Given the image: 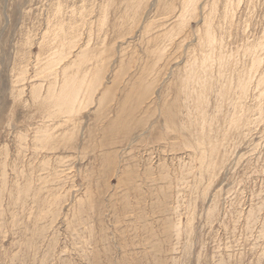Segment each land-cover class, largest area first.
Segmentation results:
<instances>
[{"label": "rangeland", "instance_id": "rangeland-1", "mask_svg": "<svg viewBox=\"0 0 264 264\" xmlns=\"http://www.w3.org/2000/svg\"><path fill=\"white\" fill-rule=\"evenodd\" d=\"M141 1L0 0V264H264V0ZM78 64L94 100L57 109Z\"/></svg>", "mask_w": 264, "mask_h": 264}, {"label": "bare ground", "instance_id": "bare-ground-1", "mask_svg": "<svg viewBox=\"0 0 264 264\" xmlns=\"http://www.w3.org/2000/svg\"><path fill=\"white\" fill-rule=\"evenodd\" d=\"M140 1H141V0H140ZM161 1H163V0H161ZM161 1H159V3H160ZM182 1H183V0H182ZM194 1H195V0H186V2H185V0H184L186 7H188V10H189V7H192V5H193V7H194L195 9H198V6H197V4L194 3ZM206 1H207V0H206ZM208 1H209V0H208ZM222 1H223V0H222ZM232 1H233V0H232ZM245 1H246V0H245ZM250 1H251V0H250ZM255 1H256V0H255ZM123 2H124V0H123ZM141 2H142V1H141ZM141 2H139V3H141ZM147 2H148V0H147ZM151 2H152V1H151ZM166 2H167V1H166ZM213 2H214V0H213ZM213 2H211V3H213ZM215 2H216V1H215ZM225 2H226V1H225ZM234 2H235V1H234ZM234 2H233V3H234ZM236 2H237V1H236ZM256 2H257V1H256ZM162 3H163V2H162ZM207 3H208V2H207ZM209 3H210V2H209ZM209 3H208V4H209ZM211 3H210V5H212ZM233 3L231 2V4H233ZM237 3H238V2H237ZM237 3H236V4H237ZM249 3H250V2H249ZM105 4H106V3H105ZM160 4H161V3H160ZM160 4H159V5H160ZM168 4H169V3H168ZM173 4H174V2H173ZM183 4H184V3H183ZM205 4H206V3H205ZM217 4H219V3H216L215 5L217 6ZM222 4H223V3H222ZM238 4H239V3H238ZM238 4H237V6H238ZM241 4H243V2H241ZM99 5H100V4H99ZM121 5H122V4H121ZM138 5H140V4H138ZM141 5H142V3H141ZM170 5H171V4H170ZM174 5H175V4H174ZM180 5H181V7H182V4H180ZM185 5H184V6H185ZM215 5H213V6H215ZM226 5L229 6L230 4H227V3H226ZM226 5H225V6H226ZM233 5H234V4H233ZM239 5H240V4H239ZM248 5H249V4H248ZM253 5H254V4H253ZM257 5H258V4H257ZM103 6H104V5H103ZM135 6H136V5H135ZM160 6H161V5H160ZM165 6H166V5H165ZM204 6L208 8V5H207V4L204 5ZM234 6H235V8H236V5H234ZM234 6H233V7H234ZM254 6H255V5H254ZM259 6H260V4H259ZM105 7H106V6H105ZM145 7H146V6H145ZM166 7H168V5H167ZM170 7H171V6H170ZM181 7H180V8H181ZM233 7H232V10H234ZM239 7H240V6H239ZM246 7H247V6H246ZM139 8H140V7H139ZM139 8H138V12H139ZM173 8H176V7L174 6ZM183 8H184V7H183ZM194 8H193V9H194ZM209 8H210V7H209ZM213 8H215V7H213ZM227 8H228V7H227ZM257 8H259V7L257 6ZM114 9H115V8H114ZM114 9H113V10H114ZM140 9H141V8H140ZM148 9H149V8H148ZM161 9H162V8H161ZM164 9H165V8H164ZM201 9H202V6H201ZM203 9H204V8H203ZM211 9H212V8H211ZM230 9H231V8H230ZM249 9H251L252 11L254 10V8L252 9V8H250V6H249ZM255 9H256V8H255ZM62 10H63V9H62ZM109 10H110V9H109ZM118 10H119V8H118ZM176 10H177V9H176ZM190 10H192V8H190ZM214 10H215V9H214ZM214 10H213V12H215ZM226 10H227V9H226ZM244 10H245V9H244ZM247 10H248V8H247ZM256 10H257V9H256ZM116 11H117V9H116ZM116 11H115V12H116ZM125 11L128 12V10H125ZM143 11H144V8H143ZM172 11H173V10H172ZM172 11H171V12H172ZM180 11H181V10H180ZM182 11H183V10H182ZM206 11H208V10H206ZM216 11H217V10H216ZM235 11H237V10L235 9ZM249 11H250V10H249ZM97 12H98V11H97ZM113 12H114V11H113ZM192 12H193V11H192ZM192 12H191V13H192ZM221 12H222V11H221ZM226 12H227V11H226ZM238 12H239V11H238ZM242 12H244V11L242 10ZM245 12H246V11H245ZM253 12H254V11H253ZM117 13H118V12H117ZM135 13H136V11H135ZM164 13H165V12H164ZM184 13H185V12H184ZM187 13H188V12L186 11V14H187ZM203 13H206V14H207V12H205V10L203 11ZM211 13H212V12H211ZM228 13H229V12H228ZM231 13H232V12H231ZM251 13H252V12H251ZM123 14H124V13H123ZM133 14H134V12H133ZM160 14H161V13H160ZM192 14L195 15L196 13H195V14L192 13ZM214 14H215V13H214ZM219 14H220V13H219ZM224 14H225V13H224ZM239 14H240V13H239ZM248 14H249V13H248ZM119 15H120V14H119ZM121 15H122V14H121ZM124 15H125V14H124ZM138 15H139V14H138ZM161 15H162V14H161ZM165 15H166V14H165ZM181 15H182V14H181ZM188 15H189V13H188L187 15H185V16H188ZM209 15H210V13H209ZM215 15H216V14H215ZM215 15H214V16H215ZM249 15H250V14H249ZM80 16H81V15H80ZM94 16H95V15H94ZM126 16H127V13H126ZM126 16H125V17H126ZM139 16H140V15H139ZM139 16H138V17H139ZM169 16H170V15H169ZM178 16H179V15H178ZM203 16H204V15H202V17H203ZM216 16H217V15H216ZM224 16H225V15H224ZM228 16H230V14H229ZM250 16L252 17L253 14L250 15ZM84 17H86V16H84ZM100 17H101V15H100ZM103 17H104V16H103ZM190 17H191V15H190ZM208 17L210 18V16H208ZM211 17H212V16H211ZM220 17H221V16H220ZM220 17H219V18H220ZM225 17H227V14H226ZM248 17H249V16H248ZM248 17H247V18H248ZM251 17H250V18H251ZM116 18H118V17H116ZM160 18H161V17H160ZM163 18H164V14H163ZM181 18H182V17H181ZM196 18H197V17H196ZM205 18H206V17H205ZM209 18H208V19H209ZM213 18H214V17H213ZM98 19H100V18H98ZM170 19H171V18H170ZM170 19H169V20H170ZM174 19H175V18H174ZM185 19H186V18H185ZM235 19H236V18H235ZM235 19H234V20H235ZM245 19H246V18H245ZM96 20H97V19H96ZM137 20H138V19H137ZM183 20H184V19H183ZM187 20H188V19H187ZM203 20H204V17H203ZM219 20H220V19H219ZM219 20H218V21H219ZM221 20H222V19H221ZM251 20H252V19H251ZM119 21H120V20H119ZM143 21H144V20H143ZM164 21H165V20H164ZM167 21H168V20H167ZM172 21H173V22H172ZM177 21H179V20H177ZM212 21H214V20H212ZM237 21H238V20H237ZM243 21H245V20H243ZM51 22H52V21H51ZM82 22H84V21L82 20ZM85 22H86V21H85ZM99 22H100V21H98L97 23H99ZM104 22H105V21H104ZM150 22H151V21H150ZM171 22H172V23H171ZM180 22H181V20H180ZM182 22H183V21H182ZM187 22H188V21H187ZM230 22L235 23L234 21H230ZM239 22H240V21H239ZM160 23H162V22H160ZM164 23H166V22H164ZM170 23H171V24H170ZM173 23H174V20L168 21V25L170 24V25H172V27L174 26ZM177 23H178V22H177ZM204 23H205V22H204ZM237 23H238V22H237ZM55 24H56V23H55ZM104 24H105V23H104ZM140 24H141V23H140ZM185 24H186V23H185ZM209 24H210V23H209ZM221 24H223V23H221ZM224 24H225V26H227V25H226V22H225ZM228 24H229V23H228ZM247 24H248V23H247ZM91 25H92V24H91ZM100 25H101V24H100ZM106 25H107V24H106ZM143 25H144V24H143ZM168 25H167V26H168ZM233 25H235V24H232L231 26H233ZM53 26H55V25H53ZM53 26H52V27H53ZM58 26H60V25H58ZM93 26H94V25H93ZM93 26H92V27H93ZM121 26H122V25H121ZM175 26H176V25H175ZM175 26H174V28H175ZM183 26H184V25H183ZM183 26H182V27H183ZM204 26H205V25H204ZM206 26H208V25H206ZM222 26H223V25H221V27H222ZM56 27H57V26H56ZM127 27H128V26H127ZM144 27H145V26H144ZM148 27H151V26H148ZM169 27H170V26H169ZM169 27H168V28H169ZM216 27H217V26H216ZM223 27H224V26H223ZM223 27H222L221 30H223V31L225 32V29H223ZM238 27H239V26H238ZM96 28H97V27H96ZM131 28H132V27H131ZM151 28H152V27H151ZM165 28H166V27H165ZM165 28H164V29H165ZM178 28H179V27H178ZM245 28H246V27H245ZM46 29H47V28H46ZM54 29H55V28L53 27V30H54ZM89 29H90V28H89ZM98 29H101V28H98ZM108 29H110V28H108ZM160 29H161V28H159L158 30H160ZM162 29H163V28H162ZM180 29H181V28H180ZM230 29H231V28H230ZM232 29H233V28H232ZM232 29H231V30H232ZM243 29H244V28H243ZM53 30H52L51 32H53ZM55 30H56V29H55ZM85 30H86V29H85ZM85 30H84V31H85ZM118 30H119V29H118ZM141 30H142V29H141ZM143 30H144V29H143ZM166 30H167V29H166ZM171 30H172V29H171ZM171 30H170V31H171ZM175 30H177V28H176ZM227 30H228V26H227ZM227 30H226V31H227ZM86 31H87V30H86ZM88 31H89V30H88ZM91 31H92V30H91ZM99 31H100V30H99ZM145 31H146V30H145ZM160 31H161V30H160ZM160 31H159V32H160ZM172 31H173V30H172ZM179 31H180V30H179ZM179 31H178L177 34H179ZM228 31H229V30H228ZM228 31H227V32H228ZM242 31H243V30H242ZM49 32H50V31H49ZM106 32H108V31H106ZM162 32H163V31H162ZM174 32H175V31H173V33H174ZM229 32H230V31H229ZM54 33H55V32H54ZM61 33H62V32H61ZM116 33H117V32H116ZM121 33H122V32H121ZM144 33H145V32H144ZM160 33H161V32H160ZM175 33H176V32H175ZM183 33H184V32H183ZM200 33H201V32H200ZM243 33H244V32H243ZM56 34H58V33H56ZM62 34H64V33H62ZM62 34H61V35H62ZM86 34H87V33H86ZM97 34H98V33H97ZM97 34H96V36H98ZM99 34H100V33H99ZM105 34H107V33H105ZM117 34H118V33H117ZM122 34H125V32L122 33ZM127 34H128V32H127ZM129 34H130V33H129ZM131 34H132V33H131ZM162 34H163V33H162ZM162 34H161V35H162ZM169 34H171V36H169V37L171 38V37H172V32L169 33ZM181 34H182V32H181ZM225 34H226V33H225ZM231 34H233V33H230V35H231ZM59 35H60V34H59ZM80 35H81V34H80ZM87 35H88V34H87ZM87 35H85V36H87ZM100 35H101V34H100ZM111 35H112V34H111ZM142 35H143V34H142ZM144 35H145V34H144ZM149 35H151V34H149ZM156 35H157V33H156ZM159 35H160V34H158V36H159ZM173 35H175V34H173ZM179 35H180V34H179ZM179 35H178V36H179ZM249 35H250V34H249ZM48 36H49V35H48ZM48 36H47V37H48ZM54 36H55V37H58V36H56L55 34H54ZM66 36H68V35L66 34ZM85 36H84V38H85ZM115 36H116V35H115ZM175 36H176V35H175ZM228 36H229V35H228ZM233 36H234V35H233ZM247 36H248V35H247ZM252 36H255V35L253 34ZM45 37H46V36H45ZM59 37H60V36H59ZM59 37H58V38H59ZM69 37H70V35H69ZM76 37H77V36H76ZM124 37H125V36H124ZM131 37H132V36H131ZM135 37H136V36H135ZM146 37H147V36H146ZM166 37H167V36H166ZM173 37H174V36H173ZM225 37H226V36H225ZM225 37H224V38H225ZM231 37H232V36H231ZM237 37H238V36H237ZM248 37H249V36H248ZM259 37H260V34H259ZM259 37H258V38H259ZM49 38H50V37H48V39H49ZM58 38H57V39H58ZM60 38H61V37H60ZM60 38H59V39H60ZM71 38H72V37H71ZM71 38H70V39H71ZM78 38H79V37H78ZM82 38H83V37H82ZM140 38H141V37H140ZM149 38H150V37H149ZM154 38H156V37H154ZM154 38H153V39H154ZM157 38H158V37H157ZM159 38H161V36H160ZM251 38H252V37H251ZM51 39H52V38H51ZM64 39H65V38H64ZM76 39H77V38H76ZM79 39H80V38H79ZM85 39H86V38H85ZM87 39H88V38H87ZM103 39H105V38H103ZM145 39H147V38H145ZM153 39H152V40H153ZM163 39H164V36H163ZM165 39H166V38H165ZM165 39H164V40H165ZM167 39H168V38H167ZM231 39H233V38H231ZM238 39H239V38H238ZM240 39H241V36H240ZM262 39H263V38H262ZM54 40H55V39H54ZM67 40H68V39H67ZM74 40H75V39H74ZM80 40H81V39H80ZM89 40H90V39H89ZM101 40H102V39H101ZM105 40H106V39H105ZM123 40H124V39H123ZM156 40H157V39H156ZM164 40H163V41H164ZM0 41H1V40H0ZM50 41H53V39L50 40ZM59 41L61 42V40H59ZM64 41H65V40H64ZM76 41H78V40H76ZM81 41H82V40H81ZM110 41H111V40H110ZM113 41H114V40H113ZM125 41H127V40H125ZM146 41H147V40H146ZM163 41H161V43H162ZM166 41H167V40H165V43H167ZM168 41H169V40H168ZM171 41H172V40H171ZM181 41H182V40H181ZM214 41H215V40H214ZM236 41H237V39H236ZM244 41H246V40H244ZM247 41H248V40H247ZM249 41L252 42L253 40H250V39H249ZM257 41H258L257 43L260 42V40H257ZM262 41H263V40H262ZM55 42H56V41H55ZM62 42H63V41H62ZM62 42H61V43H62ZM128 42H129V41H128ZM155 42H156V41H155ZM157 42H158V41H157ZM218 42H219V40H218ZM221 42H222V41H221ZM239 42H240V41H239ZM242 42H243V41H242ZM104 43H105V42H104ZM108 43H109V42H108ZM108 43H106L107 46H110V45H108ZM112 43H113V42H112ZM112 43H111V45H112ZM115 43H116V42H115ZM126 43H127V42H126ZM159 43H160V41H159ZM176 43H177V41H176ZM208 43H209V42H208ZM225 43H226V42H225ZM232 43H233V42H232ZM234 43H235V42H234ZM234 43H233V45H234ZM246 43H249V42H246ZM263 43H264V41H263ZM80 44H81V42H80ZM83 44H84V43H83ZM83 44H82V45H83ZM87 44H88V43H87ZM121 44H122V43H121ZM177 44H178V43H177ZM177 44H176V45H177ZM209 44H210V43H209ZM218 44H219V43H218ZM222 44H224V43H222ZM249 44H250V43H249ZM249 44H248V45H249ZM261 44H262V43H261ZM64 45H65V44H64ZM82 45H81V46H82ZM99 45H100V44H99ZM122 45H123V44H122ZM122 45H121V47H122ZM166 45H167V44H166ZM183 45H184V44H183ZM224 45H226V44H224ZM236 45H238L237 42H236ZM252 45H253V43H252ZM254 45H255V46H252L253 48L256 47V45H258V44L255 43ZM107 46H106V48H110V47H107ZM145 46H146V45H145ZM158 46H159V45H158ZM169 46H170V45H169ZM231 46H232V44H231ZM238 46H239V45H238ZM244 46H245V45H244ZM250 46H251V45H250ZM262 46H264V44H263ZM103 47H104V46H103ZM103 47H102V48H103ZM115 47H116V46H115ZM117 47H119V46H117ZM121 47H120V48H121ZM130 47H131V46H130ZM156 47H157V46H156ZM161 47H162V46H161ZM183 47H184V46H183ZM212 47H213V46H212ZM212 47H211V48H212ZM214 47H215V46H214ZM220 47H221V46H220ZM227 47H228V46H227ZM227 47H226V48H227ZM232 47H233V46H232ZM242 47H243V43H242V46H241L240 49H242ZM245 47H247V46H245ZM245 47H244V48H245ZM248 47H249V46H248ZM252 47H251V48H252ZM258 47H261L260 44H259ZM84 48H85V45H84ZM120 48H119V50H120ZM124 48H126V47H124ZM159 48H160V47H159ZM167 48H169V47L167 46ZM167 48L165 47V49H167ZM218 48H219V45H218ZM221 48H222V47H221ZM235 48H236V47H235ZM244 48H243V49H244ZM261 48H262V47H261ZM67 49H68V48H67ZM98 49H99V47H98ZM110 49H112V48H110ZM117 49H118V48H117ZM144 49H145V48H144ZM144 49H143V50H144ZM175 49H176V48H175ZM179 49H180V48H179ZM227 49H228V48H227ZM236 49H237V48H236ZM243 49H242V50H243ZM245 49H248V48H245ZM257 49H258V48H257ZM259 49H260V48H259ZM263 49H264V47H263ZM78 50H79V49H78ZM87 50H88V49H87ZM106 50H108V49H105V51H106ZM112 50H114V49H112ZM119 50H118V51H119ZM160 50L163 51L164 48H162V49H160ZM168 50H169V49H168ZM168 50H167V51H168ZM184 50H185V49H184ZM214 50H215V48H214ZM218 50H219V49H218ZM229 50L232 51V49H229ZM229 50H227V52H229ZM248 50H249V52L247 51V53H250L251 50H250V49H248ZM261 50H262V49H261ZM82 51H83V50H82ZM88 51H89V50H88ZM110 51H111V50H110ZM115 51H116V50H115ZM115 51H114V52H115ZM122 51H124L123 48H122ZM169 51H170V50H169ZM234 51H235V50H234ZM254 51H255V50H254ZM62 52H63V51L60 50V53L58 54L59 60H55V62L53 63V65H52V62H53V61L51 62V64H50V65H51V68H52L53 66H55V65H58L59 68H61L60 65H59V63H61L60 61H62V60H63V57H65V56H62V55H61ZM83 52H84V51H83ZM83 52L79 53V56H78V60H79V63H81V65L84 64V61L87 62V60L89 59V58L87 59V57L84 55ZM91 52H92V51H91ZM106 52H107V51H106ZM106 52H105V54H106ZM156 52H157V51H155V53H156ZM159 52H160V51H159ZM159 52H158V55H159ZM163 52H164V51H163ZM201 52H203V51H201ZM221 52H222V51H221ZM232 52H233V51H232ZM236 52H238V51H236ZM239 52H240V51H239ZM239 52H238V53H239ZM262 52H263V51H262ZM66 53H67V52H66ZM95 53H96V52H95ZM109 53H110V52H109ZM109 53H107V54H109ZM161 53H162V52H161ZM167 53H168V52H167ZM169 53H170V52H169ZM225 53H226V52H225ZM225 53L222 52V54H225ZM234 53H235V52H233V54H234ZM244 53H245V52H244ZM244 53H243V55H244ZM252 53H254V52L252 51ZM77 54H78V53H77ZM88 54H89V52H88ZM90 54H91V53H90ZM99 54H100V52H99ZM120 54H121V53H120ZM120 54H119V58H120ZM165 54H166V52H165ZM165 54H164V55H165ZM182 54H183V53H182ZM229 54H231V53H229ZM235 54H236V53H235ZM250 54H251V53H250ZM258 54H259V53H258ZM261 54H264V52H263V53H260L259 55H261ZM86 55H87V53H86ZM94 55H96V54H94ZM100 55H101V54H100ZM100 55H99V56H100ZM109 55H110V54H109ZM162 55H163V54H162ZM168 55H169V54H168ZM185 55H186V54H185ZM217 55H220V54H217ZM231 55H232V54H231ZM237 55H239V54H237ZM60 56H61V57H60ZM90 56H91V55H90ZM101 56H102V55H101ZM103 56H104V55H103ZM111 56H112V55H111ZM111 56H110V57H111ZM124 56H125V55H124ZM160 56H161V55H160ZM169 56H170V55H169ZM226 56H227V54H226ZM229 56H230V55H229ZM235 56H236V55H235ZM235 56H234V57H235ZM246 56H247V54H246ZM246 56H243V57H246ZM248 56H249V55H248ZM256 56H257V55H256ZM256 56L254 55V57H256ZM67 57H68V56H67ZM91 57L93 58V56H91ZM94 57H95V56H94ZM104 57H105V56H104ZM108 57H109V56H108ZM158 57H159V56H158ZM164 57H165V56H164ZM164 57H161V60H162V58L164 59ZM214 57H215V56H214ZM222 57H223V56H222ZM231 57H232V56H231ZM243 57H242V58H243ZM95 58H96V57H95ZM111 58H112V57H111ZM119 58H118V59H119ZM165 58H166V57H165ZM170 58H171V57H170ZM218 58H219V57H218ZM249 58H250V56H249ZM256 58H258V57H256ZM259 58H262V57L260 56ZM96 59H97V58H96ZM101 59H102V58H101ZM104 59H105V58H104ZM108 59H110V58H108ZM121 59H122V58H121ZM155 59H156V58H155ZM166 59H167V58H166ZM216 59H217V58H216ZM221 59H222V58L220 57V60H221ZM224 59H226V57H225ZM228 59H229V58H228ZM232 59H233V58H232ZM235 59H236V57H235ZM65 60H66V59H65ZM91 60H92V59H91ZM105 60H106V59H105ZM122 60H123V59H122ZM182 60H183V58H182ZM194 60H195V59H194ZM196 60H197V59H196ZM220 60H219V61H220ZM222 60H223V59H222ZM229 60H231V59H229ZM233 60H234V59H233ZM236 60H237V59H236ZM239 60H240V59H239ZM241 60H242V59H241ZM241 60L239 61L240 63H241ZM246 60H247V59H246ZM253 60H254V59L252 58V60H250V61H253ZM255 60H257V59H255ZM255 60L253 61V63L256 62ZM66 61H67V60H66ZM100 61H102V60H100ZM107 61H108V64H109V60H107ZM112 61H113V60H112ZM140 61H141V60H140ZM140 61H139V62H140ZM166 61H167V60H166ZM169 61H170V60H169ZM243 61H244V60H243ZM36 62H37V61H36ZM36 62H35V63H36ZM49 62H50V61H49ZM70 62H71V61H70ZM75 62H76V61L73 60V63L70 64V67H71V65H73V64L76 65ZM86 62H85V63H86ZM119 62H120V61H119ZM177 62H178V61H177ZM232 62H233V61H232ZM247 62L249 63L248 60H247ZM257 62H259V60H257ZM260 62H261V61H260ZM87 63H89V61H88ZM181 63H182V62H181ZM228 63H229V62L227 61V63H225V65L228 64ZM230 63H231V62H230ZM47 64H48V63H47ZM64 64H65V63H64ZM98 64H99V63H98ZM101 64H104V63H101ZM105 64H106V63H105ZM119 64H120V63H119ZM126 64H127V63H126ZM141 64H142V63H141ZM160 64H161V62H160ZM178 64H179V63H178ZM182 64H183V63H182ZM217 64H218V63H217ZM220 64H221V63H220ZM223 64H224V63H223ZM242 64H243V63H242ZM244 64H245V63H244ZM48 65H49V64H48ZM50 65H49V66H50ZM84 65H85V64H84ZM86 65H87V64H86ZM89 65H90V63H89ZM94 65H96V64H94ZM106 65H107V64H106ZM143 65H144V64H143ZM143 65H141V66H143ZM188 65H189V64H188ZM229 65H230V64H229ZM232 65H233V63H232ZM235 65H236V67H238V66H237V65H238L237 62L235 63ZM246 65H247V64H246ZM248 65H249V64H248ZM252 65H253V64H252ZM258 65H259V63H258ZM35 66H36V65H35ZM49 66H48V67H49ZM62 66H63V65H62ZM64 66H65V65H64ZM78 66H79V64L77 65V68H76L77 71L80 69ZM82 66H83V65H82ZM100 66H101V65H100ZM100 66L98 67L99 69H100ZM117 66H118V65H117ZM121 66H122V65H121ZM125 66H126V65H125ZM141 66H139V68H140ZM176 66H177V65H176ZM220 66L223 67L222 64H221ZM239 66H240V65H239ZM253 66H255V64H254ZM253 66H252V67H253ZM45 67H47V65H46ZM48 67H47L46 69H48ZM90 67H91V65H90ZM126 67H127V66H126ZM130 67H131V66H130ZM136 67H138V66H136ZM152 67H153V66H152ZM152 67H151V68H152ZM184 67H185V64H184ZM189 67H190V66H189ZM225 67H227V66H225ZM232 67H233V69H234V66H232ZM232 67H231V68H232ZM236 67H235V69H236ZM242 67L245 68L244 66H242ZM16 68H17V67H16ZM62 68H63V67H62ZM74 68H75V67H73V69H74ZM94 68H95V66H94ZM94 68H93L92 72H93L94 70L97 72V70L94 69ZM96 68H97V67H96ZM117 68H118V67H117ZM121 68L123 69L124 66L121 67ZM128 68H129V67H128ZM128 68H126L125 70H127ZM142 68H143V67H142ZM179 68H180V67H179ZM185 68H187V67H185ZM195 68H196V67H195ZM238 68H239V67H238ZM248 68H249V67H248ZM40 69H41V68H40ZM44 69H45V68H44ZM46 69H45V70H46ZM88 69H92V68H88ZM132 69H133V68H132ZM140 69H141V68H140ZM153 69H154V67H153ZM165 69H166V68H165ZM197 69H198V68H197ZM219 69H221V68L219 67ZM240 69H241V68H240ZM246 69H247V68H246ZM263 69H264V68H263ZM42 70H43V69H42ZM42 70H39V71H42ZM45 70H43V71H45ZM63 70H64V69H63ZM82 70H83V69H82ZM102 70H103V68H102ZM118 70H119V69H118ZM129 70H130V68H129ZM133 70H134V69H133ZM141 70H142V69H141ZM172 70H173V69H172ZM180 70H181V69H180ZM180 70H178V71H180ZM190 70H191V69H190ZM208 70H209V69H208ZM208 70H207V71H208ZM212 70H213V69H212ZM216 70H217V69H216ZM226 70L228 71V69H226ZM250 70H251V69H250ZM49 71H50V70H49ZM51 71H52V70H51ZM109 71H110V70H109ZM112 71H113V70H112ZM114 71H115V70H114ZM114 71H113V73H114ZM123 71H124V69H123ZM127 71H128V70H127ZM135 71H137V70H135ZM178 71H177V72H178ZM185 71H186V70H185ZM187 71H189V70H187ZM197 71H198V70H197ZM218 71H219V70H218ZM218 71H217V72H218ZM220 71H221V70H220ZM230 71H231V69H230ZM237 71H239V69H238ZM242 71H244V69H243V70L241 69V72H242ZM252 71H253V70H252ZM254 71H255V69H254ZM262 71H263V70H262ZM35 72H37V71H35ZM47 72H48V71H47ZM47 72H46V73L44 72L45 75L47 74ZM61 72H62V71H61ZM63 72L65 73V70H64ZM63 72H62V73H63ZM67 72H68V71H67ZM67 72H66V73H67ZM72 72H73V71H72ZM74 72L76 73V71H74ZM84 72H85V71H84ZM117 72H118V71H117ZM128 72H129V71H128ZM130 72H132V71L130 70ZM222 72H223V74H224V70H223ZM234 72H235V70L233 71V73H234ZM245 72H246V70H245ZM62 73H61V74H62ZM77 73H79V71H78ZM89 73H90V72H89ZM120 73H121V71H120ZM122 73H123V72H122ZM126 73H127V72H126ZM175 73H176V72H175ZM231 73H232V71H231ZM233 73L230 74V72H229L228 74H230V76H231V75H233ZM237 73H238V72H237ZM242 73H244V72H242ZM251 73H252V72H251ZM255 73H256V71H255ZM255 73H254V74H255ZM36 74H37V73H36ZM50 74H51V73H50ZM53 74H55V73H53ZM70 74H71V73H70ZM72 74H73V73H72ZM79 74H80V75H79ZM79 74H78V76H79V77L82 76V77L80 78V81L78 82V85H77V86H76V84H77L76 81H78V78H77V76H73V77H71V79L69 78V80L64 81V85H62V88L60 87L61 89L59 88V91H56V92L54 91V92H53V91L51 90V91H52V94H53L52 96H53L55 99H54V100H52L51 98H50V99H51L52 101H56V102H57V103H56V104L58 105L57 109H60V110H61V109H64V110H67V111L69 110V112H70V111H73V109H74V105H75L76 101L78 102V100H80V98L77 97V94H78V93H76L77 90H79L78 92H80L82 89L84 90V92H85L84 96H86V98L83 96V97H84V100H85V104L88 103V101H90V100H91V101L94 100V99H93V98H94L93 95H94V93H97V92H95V91H97V88H98V86L100 85V82H97V81H98V78H97V79L95 78V76H97V75H94V74H93V76H90V74H91V73H90L89 76L92 77V78L88 80V79L85 78L86 75H88V73H87L86 75H85V73L83 74L82 72L79 73ZM99 74H101V73L99 72ZM104 74H105V73H104ZM110 74H111V73H110ZM117 74H118V73H117ZM124 74H125V73H124ZM134 74H135V73H134ZM140 74H141V73H140ZM196 74H197V73H196ZM218 74H219V73H218ZM226 74H227V73H226ZM226 74H224V75H226ZM239 74H240V72H239ZM247 74H248V73H247ZM260 74H261V73H260ZM40 75H41V74H40ZM40 75H39L38 77H41ZM55 75H57V72H56ZM55 75H54V76H55ZM74 75H76V74H74ZM167 75H168V74H167ZM220 75H222V73H220ZM224 75H223V76H224ZM240 75H241V74H240ZM240 75H239V76L237 75V76L239 77V80H240ZM35 76H36V75H35ZM99 76H101V75H99ZM99 76H97V77H99ZM104 76H105V75H104ZM212 76H213V73H212ZM226 76H227V75H226ZM243 76H244V74H243ZM243 76H241V77H243ZM250 76H251V75H250ZM250 76L248 77V76L246 75V77L250 78V80H251V77H250ZM253 76H254V75H253ZM36 77H37V76H36ZM42 77H43V76H42ZM46 77H47V76H46ZM49 77H50V76H48V78H49ZM122 77H123V75H122ZM189 77H190V75H189ZM220 77H221V76H220ZM227 77H228V76H227ZM259 77H260V76L258 75L257 80L260 79ZM128 78H130V77L128 76ZM132 78H133V76H132ZM136 78H137V77H136ZM218 78H219V77H218ZM233 78H235V77H233ZM244 78H245V77H243V81H244ZM20 79H21V78H20ZM20 79H19V80H20ZM38 79H39V78H38ZM43 79H44V77H43ZM100 79H102V78H100ZM100 79H99V80H100ZM103 79H104V78H103ZM103 79H102V80H103ZM123 79H124V78H123ZM137 79H138V78H137ZM207 79H208V78H207ZM207 79H205V80H207ZM214 79H215V77H214ZM214 79H213V80H214ZM222 79H223V77H222ZM228 79H229V77H228ZM245 79H246V78H245ZM263 79H264V77H263ZM96 80H97V81H96ZM108 80H109V79H108ZM108 80H107V81H108ZM133 80H134V79H133ZM135 80H136V79H135ZM135 80H134V81H135ZM226 80H227V79H225V81H226ZM250 80H248V81H250ZM252 80H253V79H252ZM257 80H256V81H257ZM100 81H101V80H100ZM103 81H104V80H103ZM103 81H102V82H103ZM112 81H113V80H112ZM115 81H116V80H115ZM122 81H123V80H122ZM128 81H129V80H128ZM128 81H127V82H128ZM210 81H211V78H210ZM220 81H221V80H220ZM231 81H232V80H231ZM235 81H236V80H235ZM235 81H234V82H235ZM243 81H241V82L243 83ZM248 81H244V82L246 83V82H248ZM259 81H260V80H259ZM33 82H34V81H33ZM41 82H42V81H41ZM41 82H40V83H41ZM62 82H63V81H62ZM116 82H118V81H116ZM199 82H200V81H199ZM206 82H207V81H206ZM218 82H219V79H218ZM228 82L230 83V80H229ZM54 83H55V82H54ZM110 83L112 84V83H114V81H113V82H110ZM132 83H133V82H132ZM134 83H135V82H134ZM201 83H203V82H201ZM207 83L209 84V82H207ZM220 83H222V82H220ZM237 83H238V81H237ZM237 83H236V84H237ZM250 83H252V81H251ZM250 83H249V85H250ZM61 84H62V83H60L59 86H61ZM120 84H121V83H120ZM203 84L206 85V84H205V81H204ZM208 84H207L206 86L209 87ZM210 84H211V82H210ZM224 84H225V86H226V84H227V86H228V83H224V82H223V85H224ZM239 84H240V83H239ZM239 84H238V86H239ZM246 84H247V83H246ZM52 85H53V84H52ZM132 85H134V84H132ZM211 85H212V84H211ZM214 85H215V84H214ZM214 85H213V88H215ZM254 85H255V84H254ZM262 85H263V84H262ZM40 86H41V85H40ZM55 86H56V85H55ZM105 86H106V85H105ZM105 86H104V87H105ZM129 86H130V85H129ZM219 86H220V85H219ZM229 86H230V85H229ZM233 86H234V85H233ZM233 86H230V88H233ZM243 86H244V85H243ZM258 86H259V85H258ZM99 87H100V86H99ZM110 87H113V85H111ZM115 87H116V86H115ZM208 87H207V88H208ZM245 87H246V86H245ZM254 87H255V86H254ZM105 88H107V87H105ZM108 88H109V86H108ZM128 88H129V87H128ZM128 88H127V91H128ZM136 88H137V87H136ZM222 88H226V87H223V86H222ZM230 88H228V90H227V88H226L225 90L229 91ZM235 88H236V87H235ZM247 88H248V86H247ZM247 88H246V89H247ZM37 89H39V88H37ZM50 89H51V88H50ZM52 89H53V88H52ZM101 89H102V88H101ZM131 89H132V88H131ZM131 89H130V91H131ZM133 89H134V88H133ZM137 89H138V88H137ZM137 89H135V91H137ZM140 89H141V88H140ZM200 89H202V87H201ZM216 89H219V87H218V88L216 87ZM220 89H221V87H220ZM83 90H82V92H83ZM109 90H110V88H109ZM119 90H120V88H119ZM225 90H224V92H225ZM230 90H231V89H230ZM240 90H241V89H240ZM240 90H239V91H240ZM248 90H249V88H248ZM252 90H253V89H252ZM255 90H256V89H255ZM259 90H260V89H259ZM121 91H122V90H121ZM121 91H120V93H121ZM135 91H134V92H135ZM197 91H198V90H197ZM208 91H209V90H208ZM208 91H207V92H208ZM210 91H211V90H210ZM222 91H223V90L221 89V91H219V92H222ZM237 91H238V89H237ZM241 91H242V90H241ZM20 92H21V91H20ZM34 92H35V91H34ZM39 92H41V90H40ZM82 92H81V93H82ZM105 92H106V91H105ZM105 92H103V93L101 92V97L99 96V97H100L101 99H103V100H106V99L103 98L104 94H106ZM115 92H116V91H115ZM132 92H133V91H132ZM137 92H138V91H137ZM217 92H218V91H217ZM229 92H230V91H229ZM245 92L247 93L248 91L245 90ZM254 92H255V91H254ZM44 93H45V92H44ZM107 93H110V91L107 92ZM203 93H204V92H203ZM214 93H215V92H214ZM240 93H241V92H240ZM32 94H34V93H32ZM110 94H111V93H110ZM113 94H116V93H113ZM141 94H143V93H141ZM205 94H206V93H205ZM216 94H217V93H216ZM226 94H227V93H226ZM34 95H35V94H34ZM34 95H33V96H34ZM42 95H43V94H42ZM98 95H99V93H98ZM207 95H209V93H208ZM210 95H211V94H210ZM217 95H218V94H217ZM219 95H220V94H219ZM222 95H224V94H222ZM222 95H221V96H222ZM228 95H229V93H228ZM233 95H234V94H233ZM233 95H232V96H233ZM238 95H240V94H238ZM238 95H236V96L238 97ZM241 95H243V94H241ZM19 96H20V95H19ZM31 96H32V95H31ZM78 96H79V94H78ZM108 96H110V95H108ZM139 96H140V95H139ZM185 96H186V95H185ZM198 96H199V95H198ZM244 96H246V95H244ZM35 97H36V95H35ZM44 97H46V96H44ZM53 97H52V98H53ZM99 97H98V98H99ZM105 97H107V94H106ZM134 97H135V96H134ZM137 97H138V96H137ZM209 97H210V96H209ZM211 97H212V96H211ZM215 97H216V96H215ZM218 97H219V96H218ZM218 97H217V99H218ZM223 97H224V96H223ZM226 97H227V96H225V100H226ZM233 97H234V96H233ZM20 98H21V96H20ZM31 98H32V97H31ZM36 98H37V97H36ZM78 98H79V99H78ZM107 98H108V97H107ZM185 98H186V97H185ZM191 98H193V97H191ZM201 98H202V97H201ZM221 98H222V97H221ZM238 98H239V97H238ZM238 98H237V100H238ZM240 98H241V97H240ZM246 98H247V96H246ZM40 99H42V98L40 97ZM95 99H96V98H95ZM108 99H109V98H108ZM194 99H195V97H194ZM194 99H193V100H194ZM233 99H234V98H233ZM235 99H236V97H235ZM241 99H242V98H241ZM253 99H254V98H253ZM31 100H33V99H31ZM38 100H39V99H38ZM81 100H82V99H81ZM96 100H97V99H96ZM103 100H102V101H103ZM111 100H112V99H111ZM204 100H205V99H204ZM209 100H210V99H209ZM209 100H208V101H209ZM212 100H214V99L212 98ZM221 100H222V99H221ZM223 100H224V99H223ZM223 100H222V101H223ZM225 100H224V101H225ZM230 100H231V98H230ZM237 100H235L236 103L239 101V100H238V101H237ZM40 101H41V100H40ZM48 101H49V99H48ZM100 101H101V100H99V102H100ZM108 101H109V100H108ZM197 101H198V99H197ZM206 101H207V98H206ZM206 101H205L204 103H206ZM226 101H227V103H228L229 98H228V100H226ZM250 101H252V100H250ZM94 102H95V101H94ZM99 102H98V103H99ZM103 102H104V101H103ZM109 102H110V101H109ZM213 102H214V101H213ZM216 102H217V101H216ZM218 102H219V100H218ZM241 102H242V100H241ZM35 103H36V102H35ZM38 103H39V102H38ZM47 103H48V102H46L45 105H46ZM53 103H54V102H53ZM53 103H51V105H52ZM82 103H84V101H82ZM104 103H106V101H105ZM192 103H193V102H192ZM202 103H203V102H202ZM211 103H212V102H211ZM220 103H221V101H220ZM220 103H219V104H220ZM230 103L232 104V102H230ZM233 103H234V101H233ZM236 103H235V104H236ZM101 104H103V103H101ZM108 104H109V103H108ZM108 104L106 103L104 107H106V105H108ZM219 104H218V106H219ZM235 104H234V105H235ZM237 104H239L238 106H239V108H240V107H241V106H240V103L238 102ZM223 105H224V102H223ZM234 105H233V106H234ZM78 106L81 107V105H80V101H79V103H78ZM78 106H76V107H78ZM90 106H91V105H90ZM93 106H95V105H93ZM102 106H103V105H102ZM102 106L100 105V107H102ZM205 106H206V105H204V107H205ZM221 106H222V105H221ZM221 106H220L219 109L222 108ZM51 107H52V106H51ZM53 107H54V106H53ZM88 107H89V106H88ZM109 107H110V106H109ZM235 107H237V105H236ZM233 108H234V107H233ZM75 109H76V108H75ZM95 109H96V108H95ZM103 109H104V108H103ZM217 109H218V108H217ZM101 110H102V109H101ZM107 110H108V109H107ZM236 110H237V109H235V112H236ZM54 111H55V110H54ZM98 111H99V110H98ZM102 111H103V110H102ZM220 111H221V110H220ZM220 111L218 112L219 114H221ZM49 112H50V111H49ZM65 112H66V111H65ZM77 112H78V111H77ZM60 113H61V112H60ZM62 113L64 114V112H62ZM62 113H61V114H62ZM79 113H80V111H79ZM225 113H226V112H225ZM51 114H52V112H51ZM57 114H58V113H57ZM69 114H70V113H69ZM94 114H95V113H94ZM201 114H202V113H201ZM201 114H200V115H201ZM226 114H227V113H226ZM226 114H225V115H226ZM233 114L236 115V113H234V112L232 113V115H233ZM64 115H65V114H64ZM64 115H63V116H64ZM202 115H203V114H202ZM232 115H231V116H232ZM238 115H240V114H237V116H238ZM203 116H205V115H203ZM223 116H224V115H223ZM68 117H69V116H68ZM74 117H75V115H74ZM226 117H227V115H226ZM226 117H225V118H226ZM238 117H239V116H238ZM202 118H203V117H202ZM67 119H68V118H67ZM71 119H73V118H71ZM204 119H205V118H204ZM237 119H238V118H237ZM65 120H66V119H65ZM73 120H74V119H73ZM73 120H72V122H73ZM225 120H226V119H225ZM67 121L70 122L71 120H70V121L67 120ZM67 121H66V122H67ZM210 121H211V120H210ZM237 121H238V120H237ZM73 123H74V122H73ZM199 125H200V124H199ZM144 126H145V125H144ZM202 127H203V126H202ZM72 128H73V127H72ZM72 128H71V129H72ZM75 129H76V127H75ZM75 129H73V130H75ZM223 131H224V130H223ZM72 132H73V131H72ZM69 138H70V137H69ZM206 139H207V136H206ZM207 140H208V139H207ZM209 140H210V139H209ZM205 142H206V141H205ZM202 143H203V142H202ZM209 144H210V143H209ZM199 146H200V145H199ZM212 148H213V147H212ZM210 149H211V148H210ZM139 153H140V152H139ZM225 155H226V153H225ZM100 168H102V167H100ZM209 172H210V171H209ZM213 173H214V172H213ZM164 232H166V231H164ZM100 256H101V255H100ZM171 257H172V256H171ZM8 264H9V263H8Z\"/></svg>", "mask_w": 264, "mask_h": 264}]
</instances>
